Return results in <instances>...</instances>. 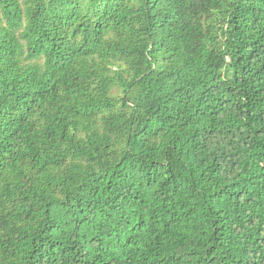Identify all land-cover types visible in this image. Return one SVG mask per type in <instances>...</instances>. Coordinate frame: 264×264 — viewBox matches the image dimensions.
Returning <instances> with one entry per match:
<instances>
[{
    "label": "trees",
    "instance_id": "16d2710c",
    "mask_svg": "<svg viewBox=\"0 0 264 264\" xmlns=\"http://www.w3.org/2000/svg\"><path fill=\"white\" fill-rule=\"evenodd\" d=\"M0 264H264V0H0Z\"/></svg>",
    "mask_w": 264,
    "mask_h": 264
}]
</instances>
